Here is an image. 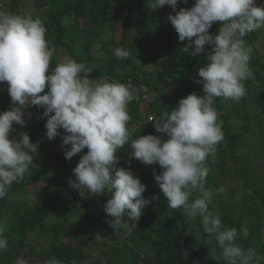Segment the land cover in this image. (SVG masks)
Masks as SVG:
<instances>
[{
	"label": "clouds",
	"instance_id": "1",
	"mask_svg": "<svg viewBox=\"0 0 264 264\" xmlns=\"http://www.w3.org/2000/svg\"><path fill=\"white\" fill-rule=\"evenodd\" d=\"M149 2L153 10L171 6L175 14L169 12L167 19L178 39H187L188 52L194 57L204 54L207 61L198 69L196 81L203 95L192 92L180 98L170 113L164 111L148 120L167 139L153 134L134 137L129 131L128 104L136 98L130 85L92 79L93 69L70 56L49 72L53 50L41 20L0 12V83H7L11 98L10 109L0 111V199L34 164L38 145L26 131L12 138L10 134L14 125L26 124L28 107L39 106L43 109L40 118L46 120L45 137L62 136L67 160L87 149L72 169L74 179L68 180L69 187L92 195L107 194L104 210L114 229L123 226L125 214L138 221L151 200L158 199L155 195L145 198L146 185L140 178L129 168L117 167V152L128 144L131 159L159 165L162 171L154 169L153 175L169 208L182 209L193 219L201 217L204 232L214 237L226 264H264V255L238 242V235H249L247 227L239 232L226 227L221 214L209 210L213 194L205 187L209 171L205 161L223 139L212 105L218 97L238 102L245 95L243 81L252 72L251 48L244 37L264 27V6L255 0H195L192 7L177 11L179 0ZM214 22H222L215 34L209 31ZM206 45L210 46L207 51ZM129 55L128 50H114L119 60ZM193 193L198 196L190 202ZM6 247L7 241L0 238V249Z\"/></svg>",
	"mask_w": 264,
	"mask_h": 264
},
{
	"label": "trees",
	"instance_id": "2",
	"mask_svg": "<svg viewBox=\"0 0 264 264\" xmlns=\"http://www.w3.org/2000/svg\"><path fill=\"white\" fill-rule=\"evenodd\" d=\"M18 0H13L14 13ZM42 13H31L24 9L20 15L39 19L46 29V40L53 54L50 61L49 72L59 62L57 51L59 46L68 50L69 55L78 62L90 67V63L97 62L92 54V45L106 27L112 22V26L123 23L120 38L113 36L106 45H111L108 55L101 60L99 67L93 69L89 77L97 81L107 79L110 82H119L130 85L136 98L128 104V112L131 116L129 131L133 136L146 134L161 135L167 139V135L157 133L153 122L148 121L150 116H159L164 111L171 112L180 98L186 97L192 92L203 95L202 85L199 80L198 69L207 61L204 54L194 57L188 52V41H180L178 33L167 19L169 11L153 10L148 0H37ZM256 5L264 6V0H255ZM192 7L191 0H179V8ZM114 13V17H112ZM175 14V12H174ZM73 16L76 25L67 26L64 19ZM80 21L86 23L81 27ZM79 22V23H78ZM222 22H214L209 29L210 33H217ZM260 31L248 33L244 40L254 44L260 38ZM210 46H205L206 51ZM122 48L128 50L130 55L123 59V73L117 72L114 50ZM100 61V60H99ZM169 62L164 68V63ZM151 67V69H150ZM249 68L252 76L247 79L251 82L254 77L257 86L252 91L251 101L241 98L236 102L237 109L240 101L252 104L255 110L244 111V117L260 122L263 119L260 136L264 140V55L251 56ZM143 87L148 89V97H143ZM171 90L174 97L169 99L167 92ZM47 91V89H45ZM0 99H3V108L11 107V98L7 92V83L3 82L0 88ZM221 98H216L213 105L221 108ZM252 102V103H251ZM212 105V106H213ZM27 110V109H26ZM43 109L39 106H30L27 112L31 116L26 118V124L22 127L14 125V131L10 138L17 132L26 131L31 142L38 145V154L34 155V164L25 173L22 180L14 182L8 189L6 196L0 199V238L7 241V247L0 249V264H22L23 262H36L34 264H81L86 260L89 252L82 246V235L79 227L69 222L68 218L61 222L48 224V220L68 206L55 196L51 202L41 192L49 191L50 184L60 176H68L77 165L82 153H78L69 161L64 156L61 148L62 136L49 140L45 137L46 120L40 118ZM261 117V118H260ZM217 123L223 132V141L227 142L234 152L244 140L245 132L235 130V125L230 122L227 115L217 113ZM61 133L63 130L61 129ZM67 147V146H66ZM132 149L125 144L117 155L119 163L117 167L129 168L146 185L142 195L152 198L138 221H131V234L119 242L120 228L111 226L109 217L104 208L99 204H92L79 191L72 200V207L81 205L83 221L91 224L93 248L99 246L98 240L108 239L113 245L106 246L105 258L107 264H226L219 257V249L213 253L209 243L214 241L203 230L202 218L194 219L193 232L191 224L186 220H179L173 216L167 199L155 181L153 170L157 173L162 169L159 165H145L140 161L130 158ZM232 158L234 154L231 153ZM224 164V162H223ZM244 186L252 193L245 195L244 204L223 201L219 209L209 205L213 212H219L226 227H236L238 232L242 226L247 227L249 235L245 238L238 235V242L244 249H253L255 253L264 255V239L262 228L264 226V176L250 170L243 175ZM211 177H206L208 181ZM46 185V186H45ZM30 189L37 194V201L32 205L25 203L18 196L25 194ZM64 189V188H62ZM14 195L16 196L15 198ZM18 195V196H17ZM105 203L106 196L102 198ZM39 231L53 235L51 244L46 249H39L36 244L28 240V234ZM76 238L77 243L67 241ZM108 245V244H107Z\"/></svg>",
	"mask_w": 264,
	"mask_h": 264
},
{
	"label": "rangeland",
	"instance_id": "3",
	"mask_svg": "<svg viewBox=\"0 0 264 264\" xmlns=\"http://www.w3.org/2000/svg\"><path fill=\"white\" fill-rule=\"evenodd\" d=\"M149 1V0H148ZM195 0H191V4L193 6ZM13 8V0H0V12H4L6 14H10ZM24 9H27L31 13H42V9L39 8L37 0H18L16 4V8L12 15H20ZM159 10H165L172 12L174 14L170 5H165ZM112 17H114V13H112ZM81 27H85L86 23L84 21H80ZM78 22V23H79ZM64 24L67 26L76 25V21L73 16H67L64 19ZM123 30V23L119 22L115 25V28L112 26V22L106 27L103 33L94 40L92 45V54L97 58V62L90 63V67L95 69L99 67L101 64V60H104L108 55V49H112L111 45H106V42L111 40L113 36L116 38H120L121 32ZM257 31L261 32L260 38L254 44H250L245 42V44L251 48L250 57L257 56L258 54L264 55V27L257 29ZM65 56H70L68 50L59 46L57 51V58L60 62ZM71 57V56H70ZM100 60V61H99ZM169 65V62L164 63V68L166 69ZM116 67L118 73H123V60L116 61ZM151 69V67H150ZM246 93L242 98H246L251 101L252 91L257 86L254 77L251 79V82H247V79L243 81ZM3 83H0V88ZM168 98L173 99L174 95L171 90L167 92ZM221 108L213 105L216 113H224L227 115L228 119L232 124L235 125V130H243L245 132L243 142L236 147L234 152H231V148L228 143L222 141L217 145L216 152L213 156H209L205 161V166L208 168V181H205V187L211 190L213 194V200L210 204L216 210L220 208V204L223 201L236 203L237 206H242L244 204L245 195L251 194L252 191L244 186L245 173L250 170H255L259 174L264 176V140L263 137L260 136V129L262 128L261 122L263 123V119L259 121L246 119L244 117V111L246 109L253 111L255 110V106L252 104H243L242 101L238 104V109L236 102L233 101H225L223 98ZM3 106V99H0V109ZM29 108V107H28ZM27 108V110H28ZM26 110V118L31 116V112H27ZM231 153L234 154V158H232ZM224 162V164H223ZM72 178L74 179L73 172H71L68 176H60L56 181L50 184V190H43L41 193L51 201L54 202L55 196H58L60 200L67 204L68 209L61 211L58 215L52 216L48 220V224L52 225L54 223H58L68 218L69 222L79 227V233L82 235V246L85 250L89 252L86 260L81 261V264H107L105 258L106 246L113 245L114 242L108 239L104 241L98 240L99 246L97 248H93L92 245V227L91 224L83 221V210L81 205L78 207H72V200L78 190H74L69 187L68 180ZM46 186V185H45ZM64 188V189H62ZM34 189H30L23 195L18 196L20 199L25 201V203L32 205L37 201V194L33 191ZM86 190H81L86 199L92 204H99L104 208V202L102 198L106 196L109 199L107 194L102 195H92L89 193H85ZM198 196V193H193V196L190 198L195 199ZM16 196L14 195L13 198ZM172 209V208H171ZM210 210V209H209ZM212 211V210H210ZM173 216L176 219L181 221L186 220L190 222L191 231L193 232L194 219L186 216L183 213L182 209H172ZM141 217V216H140ZM139 217V219H140ZM138 219V220H139ZM131 221L127 214L124 217V224L120 228V238L119 242L126 240L131 234ZM262 237L264 239V226L262 228ZM53 235L41 233L39 231H32L28 234V240L37 245L39 249H46L51 244ZM67 241H71L77 243L78 240L76 238H69ZM210 251L213 253L217 252V247L214 241L208 242ZM108 244V245H107ZM32 262H23L22 264H34L39 261H35L30 258Z\"/></svg>",
	"mask_w": 264,
	"mask_h": 264
},
{
	"label": "built area",
	"instance_id": "4",
	"mask_svg": "<svg viewBox=\"0 0 264 264\" xmlns=\"http://www.w3.org/2000/svg\"><path fill=\"white\" fill-rule=\"evenodd\" d=\"M143 91H144V95L143 97H148V89L146 87H143ZM153 117V116H150V118Z\"/></svg>",
	"mask_w": 264,
	"mask_h": 264
}]
</instances>
